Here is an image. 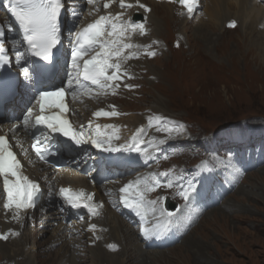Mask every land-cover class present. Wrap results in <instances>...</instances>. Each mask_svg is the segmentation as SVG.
<instances>
[{
	"label": "rangeland",
	"instance_id": "374dc122",
	"mask_svg": "<svg viewBox=\"0 0 264 264\" xmlns=\"http://www.w3.org/2000/svg\"><path fill=\"white\" fill-rule=\"evenodd\" d=\"M211 1H205L202 16ZM230 3L228 18L223 19L224 25L229 18H235L239 20L238 27L228 31L221 22L220 28L209 25L202 32L208 50L213 52L212 57L215 61L213 65H218L219 68H214L209 75L203 72L201 59L196 57L202 56L199 51L201 46L194 48L182 44L179 50H173L168 44V50L160 58L147 62L150 64L149 68L154 71L145 70L146 74L142 84L140 83L142 88L138 92L141 97L135 106L139 112L153 109L150 102H155L154 95L160 100L163 99L166 104L167 108L160 107L161 110H165L163 112L198 125L205 130L204 132L213 131L218 127L223 128L240 120H244L246 123L244 127L248 132L260 130L261 125H264V49L260 38L251 35L255 18L253 16L250 19L243 18L240 14L236 17L238 9V6H235L236 0H230ZM163 5L171 9V6ZM155 14L152 10L149 16L159 18ZM201 20L202 18L198 20L197 27L204 23V18L202 23ZM165 21L168 22V18H165ZM196 24L175 25L169 22L166 25L162 21L157 33L159 38L169 41L175 31H182L183 28L190 30L189 35L191 33L194 35L195 32H192L191 28ZM149 25L152 26V23ZM196 38L194 35L191 42L193 39L197 40ZM251 40L258 45L254 53L251 52L249 45ZM259 65L262 67L259 68ZM170 72L177 81L178 90L171 96L164 97L161 94L163 88L154 89L148 82L163 87L165 76ZM161 80H164L163 84ZM131 116L140 118L137 115ZM197 225L181 244L165 250L145 251L146 255L155 252L165 253L164 258L151 261L149 264H264V166L261 170L247 174L239 188L226 197L222 206L203 215ZM28 233L30 235V232ZM48 235L49 232L46 231L42 238ZM65 235L59 240L58 230L52 229L48 243L60 242L61 246L50 255L46 250L39 251L38 254L33 253L38 247L28 244V239L27 253L31 262L62 264L63 257L71 260V255L74 256L72 253L76 249L67 239V233ZM128 242L131 243V238ZM138 258V264H148L145 255Z\"/></svg>",
	"mask_w": 264,
	"mask_h": 264
},
{
	"label": "snow or ice",
	"instance_id": "6c2138e0",
	"mask_svg": "<svg viewBox=\"0 0 264 264\" xmlns=\"http://www.w3.org/2000/svg\"><path fill=\"white\" fill-rule=\"evenodd\" d=\"M88 3L92 4L94 0H88ZM120 3L121 7L125 6L124 0H120ZM179 3L191 14L195 9L197 0H179ZM9 4L11 5L12 16L24 28L26 33L25 40L29 45V50L33 55L40 57L44 61H51L53 59V49L60 43L59 16L63 7L61 0H9ZM127 6L131 7V5ZM104 7L108 8L109 4L105 3ZM139 7L150 11L143 4H139ZM106 25H111V31L107 29ZM138 27L143 33V25ZM126 31L127 29L123 25L118 29L117 25L112 23L109 17L100 16L99 19L76 32L71 46V67L76 75L72 76L71 73L69 74V88L72 87L73 80L78 79L81 75L84 80L89 81L92 85L100 88L109 87L108 82L117 79L116 73L120 71L121 65L118 60L122 56V50L132 47L131 44L121 43L120 37H123ZM106 36L114 38L106 39ZM4 47L5 44L0 42V51H3ZM149 55H155V53H149ZM7 63V57L0 58V65ZM109 70H113L111 74H109ZM23 71L25 78H29L28 69L25 68ZM2 86V82H0V87ZM64 97V87L56 88L54 91H40L39 100L37 101L39 112L34 118L35 125H42L51 132H59L77 145L90 141L96 147H101L102 141L90 135L86 136L82 130H77L64 118V113L68 111L64 103ZM94 115H117V113L97 111ZM32 116V110H29L24 117V125L30 124ZM32 148L40 160H46L44 153L47 149L43 146L40 137L35 138ZM111 150L114 151L115 149ZM20 168V162L10 150L7 139L5 136L0 135V178L3 180V190L7 194L4 208H14L16 210L14 219H19L22 210L30 209L34 206V198L39 190L36 183L20 174ZM140 183L141 181H136L137 185ZM131 187L132 185L129 184L122 188L121 192L127 193ZM150 190V188L145 189V191ZM60 191L72 206H78L77 201L84 196L83 192L74 196L71 195V189L62 188ZM180 194L185 200L189 198V190H184ZM138 195L139 201L135 204L130 203L127 197H122V199L127 206L139 208L144 200V194L140 192ZM87 199L91 200L92 197L89 195ZM151 203L155 204L156 201H151ZM85 206L87 207L88 205ZM161 214H164L163 209H161ZM167 216L168 223H171L173 214L167 213ZM92 227L95 228V225ZM144 235L145 238H150L147 230H144ZM0 239L7 240L8 237L0 235Z\"/></svg>",
	"mask_w": 264,
	"mask_h": 264
},
{
	"label": "bare ground",
	"instance_id": "6f19581e",
	"mask_svg": "<svg viewBox=\"0 0 264 264\" xmlns=\"http://www.w3.org/2000/svg\"><path fill=\"white\" fill-rule=\"evenodd\" d=\"M254 0H236V5L238 6V9L236 10L235 16L239 17V14L243 18H248L250 19L252 16L255 18V23L253 25V29L251 30V35H256L260 38L261 41V46L264 49V32L257 31V27L261 24V21H259L262 15V9L258 7L257 5L253 4ZM151 5L152 10L155 15H158L160 18H155L154 16H149L148 23H152V29L154 32L151 30V35L152 37H160L158 30L160 28V25L162 21L165 22L167 25L170 21V23L175 24L178 23L179 20H175V22L171 19L172 10L164 6L163 4H155L152 2H149ZM230 0H212L211 3L207 6L206 12H204V16H202L201 23L203 22L204 18V23L200 24V27H196L195 29L192 30V32H195V36L197 37V40H192L196 42H191V39L194 37V35L191 33L189 35L190 30L184 29L183 31H180V40L178 39V42H181V44H188L189 46H201V49L199 50L202 56H196L198 59H201V64L203 65V72L205 74H210L214 68L218 69V65H213L214 58L213 52L208 50V47L205 43L204 38L202 37V32L206 26H216L219 27L221 26V22L224 25V18H228V11L230 9ZM232 6V5H231ZM165 18H168V22L165 21ZM182 23H185L182 22ZM180 23V24H182ZM186 24V23H185ZM220 24V25H219ZM177 25V24H176ZM150 26V25H149ZM176 27V26H175ZM181 27V26H180ZM151 29V28H150ZM264 31V30H263ZM177 34V32H176ZM171 37V36H170ZM190 37H192L190 39ZM146 36L144 35L143 37H140L136 40V42L141 45L144 40H147ZM168 39V38H167ZM174 39V38H173ZM172 40V39H171ZM167 43V40H162V43ZM136 45V44H135ZM206 45V46H205ZM251 52H255L258 45L253 42L252 40L249 42ZM168 45L165 44V47ZM208 50V51H207ZM195 51V50H194ZM217 51V50H216ZM132 56L133 57L136 53L142 52V50H135L132 49ZM175 52V51H174ZM218 52V51H217ZM175 54V53H174ZM177 55V54H176ZM217 55V54H216ZM175 56V55H174ZM179 56V55H178ZM177 57V56H176ZM186 57V56H185ZM179 57H177L178 59ZM186 59V58H185ZM221 63V62H220ZM138 65H145L147 62L144 64H139ZM150 64H147L145 67V70L147 72H153L154 70L149 68ZM178 65V64H177ZM186 67V66H185ZM262 66L259 65V68ZM264 67V66H263ZM171 68V67H170ZM180 69V68H179ZM185 69V68H184ZM175 72V71H174ZM173 72V74H174ZM178 72V71H176ZM167 73V72H166ZM167 74L165 76L166 80L164 83V80H161L162 84L164 83V86H154L151 85L150 82L148 84L150 87L154 89H159L163 88L161 90V94L164 97H169L172 94H174V91L177 92L178 86L176 84L177 81L174 80L173 75ZM227 74V73H224ZM223 74V75H224ZM185 75V74H184ZM160 78V77H159ZM182 78V77H181ZM207 78V77H206ZM210 81V80H209ZM207 83V82H206ZM146 84V85H148ZM180 86V84H179ZM201 86V85H200ZM174 87V88H173ZM168 95V96H167ZM153 98L155 102L151 101L150 106H153V113H163L165 110H161L160 107L162 108H167L166 104L163 102V99L160 100L157 96L153 95ZM155 103V104H154ZM171 104V103H170ZM169 107V106H168ZM172 107V106H171ZM126 124L128 125H137L141 123L140 118L135 117V116H129L127 119L124 120ZM116 134L119 135L120 132L116 131ZM61 183H68L69 185H74L82 188H87L91 191H94L92 187H90L89 183L79 176L77 177H67L64 175V177L60 180ZM105 227L108 228V232L106 235L110 237L111 240L117 242L119 245H121V251L118 253H108L104 248H102L101 244L98 243L94 248H90L87 253H86V259L83 261H77L76 257L71 255V260L69 258L63 257L62 259V264H138L139 258L143 255L146 256L148 259V264L151 261H158L161 258H164L165 253H149L145 254V251L141 248V245L136 239L135 234L128 228L126 227L125 224H123L121 221L118 220V217L116 215H112L110 212H107L105 215V218L101 222ZM2 224V223H0ZM9 225L3 224V228H7ZM58 230V238L61 239L63 236H66L64 233L63 229H59L58 227L55 228ZM29 233L27 230L23 231V234L20 238L7 242V243H0V264H33L31 260L29 259V253H27V241L29 239ZM64 238V237H63ZM129 238H131V243L128 242ZM70 244L74 247L75 245L78 244V242H72L70 240ZM76 249V248H75ZM134 250L133 252H131ZM77 252L74 251L72 254H75Z\"/></svg>",
	"mask_w": 264,
	"mask_h": 264
}]
</instances>
